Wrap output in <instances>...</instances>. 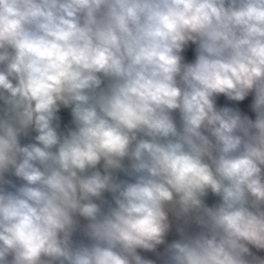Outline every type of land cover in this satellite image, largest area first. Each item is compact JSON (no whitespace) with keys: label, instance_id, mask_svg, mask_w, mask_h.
<instances>
[{"label":"clouds","instance_id":"obj_1","mask_svg":"<svg viewBox=\"0 0 264 264\" xmlns=\"http://www.w3.org/2000/svg\"><path fill=\"white\" fill-rule=\"evenodd\" d=\"M0 264H264V0H0Z\"/></svg>","mask_w":264,"mask_h":264},{"label":"crops","instance_id":"obj_2","mask_svg":"<svg viewBox=\"0 0 264 264\" xmlns=\"http://www.w3.org/2000/svg\"><path fill=\"white\" fill-rule=\"evenodd\" d=\"M189 56H191V53H189Z\"/></svg>","mask_w":264,"mask_h":264}]
</instances>
